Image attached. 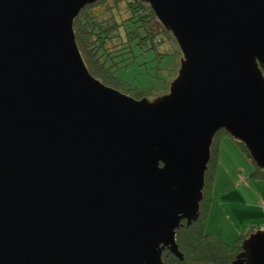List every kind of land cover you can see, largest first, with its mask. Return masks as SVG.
I'll list each match as a JSON object with an SVG mask.
<instances>
[{
    "label": "water",
    "instance_id": "95a60500",
    "mask_svg": "<svg viewBox=\"0 0 264 264\" xmlns=\"http://www.w3.org/2000/svg\"><path fill=\"white\" fill-rule=\"evenodd\" d=\"M98 1L0 0V264L182 259L218 133L264 169V0H139L181 54L152 100L90 72L74 23ZM242 247L264 264V230Z\"/></svg>",
    "mask_w": 264,
    "mask_h": 264
},
{
    "label": "trees",
    "instance_id": "16d2710c",
    "mask_svg": "<svg viewBox=\"0 0 264 264\" xmlns=\"http://www.w3.org/2000/svg\"><path fill=\"white\" fill-rule=\"evenodd\" d=\"M74 30L78 47L90 72L106 85L137 99L148 95L151 89L142 90L124 80L123 71L135 62L138 63L139 56L155 49L161 42L160 38L162 41L173 40L151 7L139 0H99L88 5L75 20ZM216 138L206 173L200 217L190 225L185 222L177 231V242L183 258L166 251L163 264H232L243 250V241L255 231L253 227L233 244H228L206 230L207 193L211 185L212 164L218 156ZM237 143L255 165L251 177L264 179V169L256 165L242 142Z\"/></svg>",
    "mask_w": 264,
    "mask_h": 264
},
{
    "label": "rangeland",
    "instance_id": "374dc122",
    "mask_svg": "<svg viewBox=\"0 0 264 264\" xmlns=\"http://www.w3.org/2000/svg\"><path fill=\"white\" fill-rule=\"evenodd\" d=\"M159 40L161 42L155 49L138 57L140 64L135 62L122 73L123 79L137 88L151 89L148 95L144 93V97L150 100L169 91L180 65L181 54L175 39L171 42ZM161 54L165 56L161 57ZM216 146L218 156L212 164L211 185L207 193L206 230L233 244L252 225L260 224L263 217L256 205L262 200L260 194L264 193V184L251 177L249 165L253 167L254 164L228 132L221 130L218 133ZM261 229L264 230V225Z\"/></svg>",
    "mask_w": 264,
    "mask_h": 264
},
{
    "label": "crops",
    "instance_id": "0c3cea01",
    "mask_svg": "<svg viewBox=\"0 0 264 264\" xmlns=\"http://www.w3.org/2000/svg\"><path fill=\"white\" fill-rule=\"evenodd\" d=\"M250 162H251V161H250ZM252 164H253V163H252ZM254 166H255V165H254ZM254 166H253V167H254ZM253 167H251V165H249V169H251V173H252L253 170H254ZM256 180H258L257 182H260V184H261V183L264 184V179L256 178ZM260 197L262 198V200L259 202V204H257L258 206L256 205V209H258V211L260 212L259 215H260L261 217H263V218H262V220L260 221V224H254V225L251 226V228L254 227V228L261 229V225H264V208L262 209L263 204H264V193H261V194H260ZM261 206H262V207H261ZM251 228H249V229L246 228V229H247V231H249ZM245 231H246V230H245ZM245 231H244V232H245ZM247 231H246V232H247ZM246 232H245V233H246ZM245 233H244V234H245Z\"/></svg>",
    "mask_w": 264,
    "mask_h": 264
},
{
    "label": "flooded vegetation",
    "instance_id": "af4514ba",
    "mask_svg": "<svg viewBox=\"0 0 264 264\" xmlns=\"http://www.w3.org/2000/svg\"><path fill=\"white\" fill-rule=\"evenodd\" d=\"M263 72H264V68H263Z\"/></svg>",
    "mask_w": 264,
    "mask_h": 264
}]
</instances>
